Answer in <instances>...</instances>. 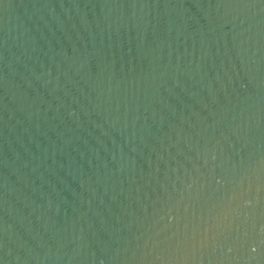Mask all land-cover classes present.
<instances>
[{"label":"water","instance_id":"95a60500","mask_svg":"<svg viewBox=\"0 0 264 264\" xmlns=\"http://www.w3.org/2000/svg\"><path fill=\"white\" fill-rule=\"evenodd\" d=\"M0 264H264V0H0Z\"/></svg>","mask_w":264,"mask_h":264}]
</instances>
